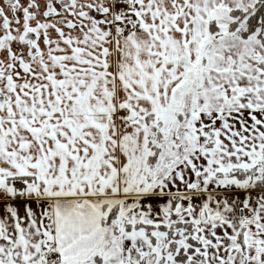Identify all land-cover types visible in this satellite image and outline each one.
Segmentation results:
<instances>
[{
  "label": "snow or ice",
  "instance_id": "snow-or-ice-1",
  "mask_svg": "<svg viewBox=\"0 0 264 264\" xmlns=\"http://www.w3.org/2000/svg\"><path fill=\"white\" fill-rule=\"evenodd\" d=\"M0 264H264V0H0Z\"/></svg>",
  "mask_w": 264,
  "mask_h": 264
}]
</instances>
